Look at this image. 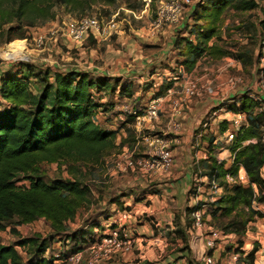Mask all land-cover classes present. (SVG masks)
Listing matches in <instances>:
<instances>
[{
  "label": "trees",
  "instance_id": "trees-1",
  "mask_svg": "<svg viewBox=\"0 0 264 264\" xmlns=\"http://www.w3.org/2000/svg\"><path fill=\"white\" fill-rule=\"evenodd\" d=\"M111 4L115 0H102ZM157 1V0H154ZM96 0H0V28L4 23L16 22L6 29L7 42L14 35L26 38L29 27L53 20L57 10L68 7L73 11L86 12ZM143 3V2H142ZM261 7L260 0H200L194 6L192 18L196 29L190 36H177L175 50L179 56L177 65L187 72L194 71L204 57L222 59L228 55L240 61L244 68L256 65L263 54L261 47L258 60L251 50H227L222 40L221 23L226 13H244ZM128 8L137 10L133 5ZM8 10L10 12L8 13ZM83 17V16H82ZM261 22V21H260ZM264 25V20L262 21ZM254 25V24H252ZM3 29V28H2ZM13 34V35H12ZM24 68L28 71L24 73ZM48 71L36 72L35 66L20 63L2 73L0 100V230L4 223L16 217L22 224H31L39 218L49 222L54 235L64 233L74 220L82 204L90 201L92 189L77 172L78 163H101L115 149L133 148L134 129L126 128L127 136L117 142L116 130L103 127L96 120L99 109L104 107L97 92L112 90V85L103 77L95 78L89 72L79 70L55 71L53 80ZM171 86V85H170ZM168 86V87H170ZM166 88V90L168 89ZM120 93L132 98L128 86ZM232 102L223 105L232 112H243L247 121L236 132L228 149L232 162L218 160L213 154L215 136L208 138V156L195 167L208 180L215 179L226 186L224 192L212 202V219H222L225 235L245 236L249 225L264 217V97L249 92L232 97ZM136 115L129 114L126 123L135 124ZM227 120L220 124L221 132L227 130ZM73 161L70 170L74 177L46 181L41 173L42 162ZM202 162L204 164H202ZM243 168L248 176V185L226 183L227 173H237ZM224 183V184H223ZM204 202L185 209V227L175 233L182 239L180 251H190L188 230L194 220L191 215L202 210ZM39 236L24 237L15 244L5 245L0 241V264H20L22 255L19 246L33 253L28 264H68V254L47 256L49 239ZM93 240V239H92ZM240 240L236 248L244 264H256V255L261 246L254 242L246 251Z\"/></svg>",
  "mask_w": 264,
  "mask_h": 264
},
{
  "label": "rangeland",
  "instance_id": "rangeland-1",
  "mask_svg": "<svg viewBox=\"0 0 264 264\" xmlns=\"http://www.w3.org/2000/svg\"><path fill=\"white\" fill-rule=\"evenodd\" d=\"M199 1L200 0H194L193 4L196 5ZM260 2L261 7H258L254 11L244 13L229 11L225 14L221 23L222 40L220 44L227 50L236 52L251 50L256 61L258 60L259 52L264 41V25L262 24L264 20V0H260ZM130 4L136 7L137 10H141L136 11L128 8ZM157 6L158 1H153L151 4L145 5L142 3V0H115V2L111 4H106L102 0H96L92 7L84 13L73 11L68 7L62 6L57 10L58 14L53 20L42 22L34 27H29V31L26 32V38H21L19 37L20 35L17 34L14 35L16 38L11 42H7L8 34L6 33V29L11 25L15 26L17 23H4L2 26L3 29L0 28V75L5 69L7 70L9 66H11V68L14 67V70H16L19 64L23 62L33 64L36 72H41L42 74H45L46 71L50 72L49 76L53 80L55 71L64 69L67 71L71 68H78L81 69V71H85L95 65L102 66L104 65L106 55H109L110 58L113 56L111 62L118 56L122 58L126 55L131 56L132 53L129 51L130 43L135 44V52L142 50L154 54V52H158L160 48L166 47L168 40L164 39V37H166V35H164L165 29L170 30V28H172V31L175 32L177 36H181L182 34H184V36H190L191 32L195 31L197 25H195V21L191 16L190 22L186 25L182 23V27H180L179 24H166L162 29L153 34L150 30V22L156 15ZM9 12L10 10H8V13ZM93 15L98 16L104 26L111 20H114L117 23V27L112 28L107 35L91 34L80 43H72L62 35V31L69 20ZM52 31L55 32V38L49 39ZM39 36L46 37V41L42 46L37 47L35 46L34 38ZM106 36L107 38H104ZM192 37L193 35H191V38ZM24 39H28V50L26 51V55L29 56L28 60H5L3 54L5 51L14 54V57H23L20 55H24L23 51H21L24 48V42L22 41ZM15 50L16 52H14ZM18 52H21V54H18ZM126 59L128 61L131 60V58L128 57H126ZM169 59V61H161L160 65H155V67L150 69L147 75L145 74L141 77V74L136 72L130 76L132 79L127 78L124 80V82H130L134 88V92L136 91L135 97L133 98L116 97L110 92L105 95L101 92L96 93L98 98H100L99 100L105 103L104 107L100 108V111L96 115V119L103 127L116 130L117 142L121 140V137L127 136V127L131 129L134 128L131 123H126L128 115L132 114L135 110L142 113L143 109L147 108V103L153 98V95L156 94L155 92L161 87L170 84L171 86L175 84L173 87V92L175 91V93L164 100V102L168 104H171L173 99L184 96L182 93V85L190 78L196 81L202 90L208 81H211L213 86H217L220 79H224L226 82L230 77H238L239 81L237 82V88L234 90H239L240 93L236 96L249 92L264 97V87L262 86L264 83V66H262L260 62L258 63L259 69L257 70L255 64L254 66L244 68L243 64L238 60H236L235 63L230 62V59H234L230 57V55L218 60L204 57L200 60L197 68L192 71V73L188 74L185 72L179 81H177L174 80L173 76L178 74L177 72L180 68L177 65L179 57L172 56ZM125 61L126 60H123L119 66L125 65L128 68H136L134 66L129 67L127 63H124ZM111 66H115V68L118 67L112 63L109 67ZM25 72L28 71L24 68V73ZM163 72L166 74H163ZM112 78L117 79L119 82L122 79L119 75L112 76ZM148 90H151L150 94L147 93ZM160 90H162V88ZM231 91L232 90L225 92V94L221 96L220 94L215 96L219 98L215 106H212V104L204 106L205 100L212 97V95L210 96L203 93L201 96L188 98L185 101L184 111L189 108L188 106L190 104L199 101L196 107L205 115V117L203 116L202 122L207 121V130H209V133H217V136L220 137L221 132L219 125L223 120L222 117L226 116L227 112V107H223L222 104L225 102H232ZM117 92L119 95V91ZM139 94L142 96L141 100H139V97L136 98ZM222 100H225L224 103ZM112 105L113 107L111 108ZM221 105L222 108H224L223 110L220 108ZM126 107L131 113L127 115L125 120H122L120 119V115ZM170 118L171 117H165L167 123L170 121ZM227 123H229V121ZM159 129L160 128L146 129V131L163 135V131ZM164 136L170 141V138L174 137V134H164ZM134 138L135 141H131L133 148L126 146L123 149H115L112 154L105 156L101 163L88 165L78 163L81 170L80 172L78 171L76 175L80 176L90 186L92 195L90 196L89 202L81 205L75 219L68 223L67 230L64 233L56 234L54 238H50L51 235L54 234V231L49 222L44 218H39L31 224H22L20 219L16 217L4 223L5 227L0 230V241L5 245L15 244L20 238L36 235L41 238L40 240L43 238L49 239L47 256L69 254L77 250H83L85 261H87L90 256V247L88 245L91 244L93 237H95L93 227L96 225L95 222L103 221L112 213L110 202L117 200L121 192H136L134 196H140L145 192H156L155 187L157 183L156 181H151L152 178H154L153 174H146L132 169H121L118 165L123 154L126 153L134 157H140L143 156L146 151L147 145L144 137L142 135L137 136V134L134 133ZM218 139L217 146H222L227 149V152L220 154V156L229 165L231 164L229 163L231 158L228 149L230 142H225V139L221 140V137ZM174 147V144L170 141V148L173 149ZM215 149V154L218 155L222 151H226L225 149L217 150V147ZM72 164H74L73 161H70L68 164L67 160L42 162L40 165L42 176L48 182L57 178H73L74 175L70 170ZM195 176L194 188L196 190L193 191L192 189L190 193L200 196V200L193 203L191 206H195L197 203H205V206L200 210L202 223L200 228L202 229V233L205 236H210L213 231L222 232L221 226L223 220L221 218L214 220L211 215V210H213L211 204L217 196H220L222 193H219L220 195L214 194L208 183V179L205 177V181H203V177L200 173ZM198 187H200V190ZM225 189L226 186H224V190ZM185 209L186 206L177 214L176 220L178 222L183 220L182 217H184L183 212H185ZM184 218L186 221V216ZM190 219L194 220L193 215H191ZM256 222L257 223H253L249 226V230L243 237L235 234L225 235L222 232V236L216 240L217 246L221 245L222 248H224V253L230 258H233L232 256L234 253L231 251L228 255V250H230L232 246L236 248L240 240L244 241L245 245L243 248L246 251L253 247L255 241L259 242L261 248H264V217L258 218ZM180 225H183V223L181 222ZM198 229L199 228L193 224L192 230L194 235H197ZM173 230L175 231L176 228ZM171 232L172 231L169 230L168 235H170ZM97 236L98 235H96V237ZM182 246L183 244L179 247L181 248ZM17 248L22 255V262L20 264H28V261L33 257V253L21 246ZM261 257L264 258V255H261ZM261 260L262 259L259 258L257 264H262L260 262Z\"/></svg>",
  "mask_w": 264,
  "mask_h": 264
},
{
  "label": "crops",
  "instance_id": "crops-1",
  "mask_svg": "<svg viewBox=\"0 0 264 264\" xmlns=\"http://www.w3.org/2000/svg\"><path fill=\"white\" fill-rule=\"evenodd\" d=\"M194 6L195 4H192L191 7L186 9V12L183 14V17L180 21L181 24L178 23L180 27H182V23H185L186 25L190 22ZM172 30V28H170V30H164V35H166L164 39L168 40L166 47L164 46L160 48L158 52H154V54H150V52H144L142 50L135 52V44L130 43L129 51L132 53L131 56L126 55L123 56V58L118 56L111 62V58H113V56L110 58L109 55H106L104 65H95L89 70L85 71L89 72L95 78H106L109 84L112 85V89H114V91H100L102 94L105 95L110 92L116 97H126L120 93L121 87L124 85L130 88V90L133 92V97H135L136 91L134 92V88L130 82H124L125 79L131 78L130 76L136 72L140 73L141 77L145 74L147 75L150 69L155 67V65H160L161 61H169V58L172 56L179 57L174 47L177 34ZM53 38H55L54 34L50 35L49 39ZM104 38H107V36ZM126 57L131 58V60L128 61ZM123 60H126L124 63H127L129 67L134 66L136 68H128L125 65L119 66ZM111 63L113 65H117L118 67H109ZM9 68H11V66H9ZM68 70L81 71V69L78 68H71ZM63 71L66 70L64 69ZM163 74L166 73L163 72ZM115 75L122 77L120 82L117 79L112 78V76ZM223 82H225L224 79H220L218 86ZM174 85L170 87H161L162 90H160V88L157 92H155L156 94H154L153 98L147 103V108L143 109L142 113L137 111L139 114L146 116L148 111H151L152 108H156L157 115L153 119H147L143 127L145 129L160 128L159 130L163 131L165 135L174 134V137L170 138V141L175 146L172 149L173 164L171 171L167 174H157L153 176L154 178H152L151 181H156L157 183L155 187L156 192H145L140 196H134L136 192H121L117 200L110 202V206H112V213L109 215V217L103 221L95 222L96 225L93 227L95 236L104 234L112 226H119L123 229L124 233L135 238V246L132 252L115 255L110 260L104 261L102 264H172L174 261H179L180 264H204V262L201 260V256L205 253L213 257L214 264H244V262L239 258H235L237 253H235L233 249L228 250V255L231 251L234 253L232 256L233 258H230L224 253V248H222L221 245H218L213 249L208 248L206 246V239L208 236H205L202 233V229L200 227H198L199 229L197 230V235H194L192 228L187 229L190 251L179 250V246L183 244V242L182 239L178 237L176 233H174L175 231L173 229H177L179 226L185 227L184 225L186 221L184 217L186 215L185 212H183V220H180L179 222L176 220V216L181 212L183 207H193L191 205L200 200V196L192 194L190 191L192 189L193 191L196 190L194 188V181L196 180L195 167L199 164V162H201L202 159H205L208 156L209 143L206 140H208V138L211 136H215L217 150H226L219 153V155L215 154L216 149L213 152L216 158L219 161H222L223 159L221 158L220 154L227 152V149L222 146H217L219 141L218 138L221 137V140L225 139L224 141L226 142V134L231 126L230 123H227L228 128L225 132H221L220 130V137L217 136V133H209V130H207L208 122H202L203 116L205 117V115L200 109H198V107H196L197 103L199 102L196 101L194 103L195 106L192 103L188 106L189 108L187 110L184 111L183 109L180 115L182 122L181 128L171 129L170 121L167 123L165 120L166 116L168 118L171 117L170 104L163 102L161 105H158L157 101L160 98H163L164 100L168 99L170 96L167 94V90L171 87L173 88ZM167 87L168 89L166 90ZM117 91H119V95L117 94ZM147 93L150 94L151 90H148ZM239 93V90H232L231 97H235ZM138 97L139 100L142 99L140 94L137 95L136 98ZM218 100L219 98H216L212 95V97L205 100L204 106L208 104L215 106L217 105L216 102ZM222 105L220 106L221 110ZM112 107L113 105L111 108ZM223 107H225V105H223ZM227 116L228 115L222 117V122L225 119L227 120ZM132 127H134L133 129L138 136L139 125L137 124V118L135 120V124L132 125ZM229 155L231 158L229 163H231V153H229ZM202 164L204 163L202 162ZM229 165L226 163V166ZM202 180L205 181V177H203ZM199 188L200 187H198V189ZM124 211H127L128 213V217L126 219L122 218V213ZM257 220L258 218L256 221ZM256 221L252 222L251 224L257 223ZM181 222L183 225H180ZM169 230L172 231L170 235H168ZM261 255H264V248H260V250L257 252L256 264L258 263L259 258L262 259L260 262L264 264V258H262Z\"/></svg>",
  "mask_w": 264,
  "mask_h": 264
},
{
  "label": "built area",
  "instance_id": "built-area-1",
  "mask_svg": "<svg viewBox=\"0 0 264 264\" xmlns=\"http://www.w3.org/2000/svg\"><path fill=\"white\" fill-rule=\"evenodd\" d=\"M154 0H142L143 4L149 5ZM157 12L155 17L150 22V30L153 34L162 29L166 24L174 25L180 23V20L183 17V14L186 12V9L191 7L194 3V0H157ZM117 23L114 20L108 22L104 26L103 22L96 15L93 16H83L80 18H73L68 21L66 27L62 31V35L72 43H80L85 38L91 34L107 35L110 33L112 28H116ZM55 32H51V35ZM24 42L23 57H14L7 56L10 52L5 51L3 54L5 60H21L27 61L29 56L26 55L28 50V39L22 40ZM46 41V37L39 36L34 38L35 46L40 47ZM263 54L260 58V64L264 66V41L262 47ZM1 59V58H0ZM230 62L235 63L236 59H230ZM1 63V60H0ZM188 73L183 66H180L178 74L173 76L174 80L179 81L181 76L184 73ZM192 73V72H190ZM239 81L238 77H230L226 82H223L219 86H213L211 81H208L207 84L201 90L198 83L191 78L183 83L182 93L184 96L175 98L172 100L171 107V120L170 128L171 129H180L182 122L180 115L185 107V101L188 98H193L195 96H201L203 93L213 96H218L220 94L224 95L225 92L234 90L237 88V82ZM176 83V82H175ZM264 87V83L262 84ZM2 92V76L0 75V100ZM173 88L167 90L169 96L173 95ZM225 100H222L224 102ZM158 105H161L164 102L163 98H160ZM223 110V108H222ZM131 113L128 108H124L120 119L125 120L127 115ZM98 114V113H97ZM137 118V124L139 125L138 135H142L146 141L147 149L144 152L143 156L134 157L130 154H123L122 158L119 160L118 165L121 169H132L137 170L146 174H167L171 171L173 164V152L170 148V141L163 135L157 133H151L146 131L143 127L147 119H153L157 115V109L152 108L151 111H148L146 116L139 114L137 111L134 112ZM227 120L230 123V129L226 134L227 142H231L239 130V128L246 123L247 117L243 112H232L227 109L226 112ZM96 118V117H95ZM97 120V119H96ZM98 121V120H97ZM196 175L198 173H195ZM208 183L214 194H221L224 191V186L220 185L219 182L215 179L208 180ZM226 183L229 185L241 184L248 185L250 183L249 176L247 172L240 168L237 173H227L226 174ZM219 194V195H220ZM195 226L201 227V212L200 210L194 212ZM128 217L127 211L122 213V218L126 219ZM222 236L221 231H213L210 236L206 239V246L208 248H216V240ZM90 247V256L87 261H85V254L83 250H77L68 254L65 258L68 264H102L104 261L111 259L113 256L118 254L130 253L133 251L135 246V238L124 233L123 229L119 226L110 227V229L101 234L100 236L93 237ZM56 256L60 257L61 254ZM238 258V255L235 256ZM201 260L204 264H214L213 257L207 253L201 256ZM61 262V257L59 259ZM172 264H180L179 261H174Z\"/></svg>",
  "mask_w": 264,
  "mask_h": 264
},
{
  "label": "bare ground",
  "instance_id": "bare-ground-1",
  "mask_svg": "<svg viewBox=\"0 0 264 264\" xmlns=\"http://www.w3.org/2000/svg\"><path fill=\"white\" fill-rule=\"evenodd\" d=\"M14 52H16V50H15ZM16 54H17V53H16ZM18 54H21V52H18ZM5 55H7V56H8V55H12V56H13L14 54H12V53H8V54H5ZM20 56H24V55L21 54ZM8 57H9V56H8ZM10 57H11V56H10Z\"/></svg>",
  "mask_w": 264,
  "mask_h": 264
}]
</instances>
